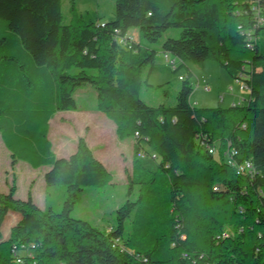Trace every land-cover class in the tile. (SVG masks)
Instances as JSON below:
<instances>
[{
	"label": "trees",
	"instance_id": "trees-1",
	"mask_svg": "<svg viewBox=\"0 0 264 264\" xmlns=\"http://www.w3.org/2000/svg\"><path fill=\"white\" fill-rule=\"evenodd\" d=\"M114 1V20L104 21L70 0L65 23L62 0H0L1 138L12 167H49L46 200L51 187L66 188L58 212L39 209L32 193L16 199L15 179L0 193V264H15V249L23 264H264V0ZM173 28L179 38L150 46ZM208 62L249 91L245 105L194 107L191 71L179 77L174 105L138 99L154 74ZM84 86L118 140L134 139L127 181L137 196L108 232L71 214L84 190L109 184L111 173L84 138L69 158H58L49 139L56 114L78 111ZM230 159L251 163L252 173H237ZM10 212L21 219L2 241Z\"/></svg>",
	"mask_w": 264,
	"mask_h": 264
},
{
	"label": "rangeland",
	"instance_id": "rangeland-1",
	"mask_svg": "<svg viewBox=\"0 0 264 264\" xmlns=\"http://www.w3.org/2000/svg\"><path fill=\"white\" fill-rule=\"evenodd\" d=\"M75 1L80 13L98 10L104 21L114 20V0ZM69 8L70 0H62V12L65 16V23H68L69 20ZM179 37L180 29H169L163 33L157 43L150 46L160 49L162 43L167 39ZM157 62L164 65L165 55L159 54ZM186 67L177 74H174L170 68L154 74L150 81L152 86L148 88L144 87L139 92L138 99L149 106H158L165 99L167 100V105H174L177 92L181 86L179 77L185 76L188 71H191L194 75L191 80L194 91L190 102L194 107L229 108L246 104L249 98V91L242 90L241 85L232 79L217 63L208 62L205 70L191 63H187ZM163 84V88L158 87ZM164 91L169 92V95L166 96ZM76 101L78 111L58 113L51 121L49 139L52 142L53 151L56 153L60 145H64L66 154L63 153L61 156L66 158L68 156L67 154H69L70 146L74 144V139L79 134H82L85 126H91V133L89 135L91 146L97 158L106 163L107 169L112 175V180L109 184L102 187L86 188L71 216L74 219L87 221L101 231L108 232L117 224L118 208L129 199L135 200L137 196L136 191L130 194L127 181V175L132 174V148L134 139L127 138L124 141L118 140L120 143L118 146L114 141L113 134L109 132L102 133L98 130L99 127L97 124L100 123L98 117L105 118L109 123L114 124V122L108 119L102 112L96 110V92L92 87L84 86L80 88L76 93ZM83 113L89 117V123L87 125L85 124ZM120 153L125 154L126 158L121 159ZM143 163L146 167L153 170L156 167L155 162L149 159H145ZM1 166L2 163H0V168ZM43 169L48 171L49 167H44ZM24 175H22L23 179L28 184V178ZM26 191L21 188L20 193L26 194ZM37 197L39 198L38 202L41 208H44V205L46 206L48 203L49 206L58 212L61 211L66 198V188L64 186L51 187L47 200L46 193L44 194V190L40 189V195ZM11 226V219L8 217L2 228L4 236H10Z\"/></svg>",
	"mask_w": 264,
	"mask_h": 264
},
{
	"label": "crops",
	"instance_id": "crops-1",
	"mask_svg": "<svg viewBox=\"0 0 264 264\" xmlns=\"http://www.w3.org/2000/svg\"><path fill=\"white\" fill-rule=\"evenodd\" d=\"M129 37L133 41L138 42L139 41V33H138V31L137 30L130 31L129 32ZM205 68H206V65L202 69L205 70ZM151 78H150V81H151ZM63 113H65V112H63ZM83 115H84L85 124L87 125V123H89V117H87L88 116L87 114L83 113ZM98 118H99L98 121L100 122L99 124H97V126L99 127L98 130L100 132H102V133L109 132L110 134H113L114 135V141L119 146L120 143L118 142V138H117V135H116V125H115V123L114 124L113 123H109L103 117H98ZM50 129H51V123H50ZM90 133H91V126H89V125L85 126L84 127V131L82 132V134H79L74 139V144L70 146V151H69V154H67L68 156L66 158H69L72 154H74L76 152V150H77V141H78L79 138H84L86 140L88 146L90 147V149L92 150L93 154L97 158V155L94 152V150H93V148L91 146V141L89 139ZM133 145H134V143H133ZM60 148H61V150H60ZM60 148H59L57 153L54 152V151L53 152L55 153V155L58 158H63L61 155H63V153L66 154V152H65L66 148L64 147L63 144L60 145ZM132 153H133V148H132ZM120 155H121V159H125L126 158L125 154L120 153ZM97 159L107 169L106 163L103 160L99 159V158H97ZM0 163H2V166L0 168V193L7 194L9 192V190H10V187L13 184L14 179H15L16 187H17V192L15 194V198L18 199V200H27V198L29 196V193H32V197H33L34 203L38 206L39 209L45 210L46 206L44 205V208H41V206H40V204L38 202L39 198L37 196L40 195V189L44 190V194L47 191L44 177H45V174L48 171H45L43 169L44 167L39 168V169H33L29 164H27L26 162H23V161H18L15 164V166L12 167L11 152L5 146V144H4V142H3L2 138H1V135H0ZM42 169H43V171H41V173H39L40 170H42ZM36 174H38V175H36ZM22 175L27 176L28 184L25 183V179H23ZM25 187H27V189H25ZM21 188H23L24 191L27 190L26 194L20 193ZM8 217L11 219V225H12L11 229L21 219V216L18 213H15V212H10L7 215L6 219ZM2 228H3V226H2ZM2 228H1L2 241H6V240L9 239V235L4 236L3 233H2Z\"/></svg>",
	"mask_w": 264,
	"mask_h": 264
},
{
	"label": "built area",
	"instance_id": "built-area-1",
	"mask_svg": "<svg viewBox=\"0 0 264 264\" xmlns=\"http://www.w3.org/2000/svg\"><path fill=\"white\" fill-rule=\"evenodd\" d=\"M182 80V79H181ZM243 90V88H241ZM215 149H210V153L211 154H214L215 153ZM228 164L239 174H251L252 171H253V167H252V164L247 162V163H244V164H237L235 163L234 161H232L231 159L228 161ZM36 249V245L34 244H31L29 249H28V252H29V255H31L32 251H34ZM14 263L15 264H23V260L22 258L20 257L19 253L16 251H14Z\"/></svg>",
	"mask_w": 264,
	"mask_h": 264
}]
</instances>
